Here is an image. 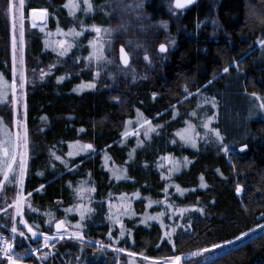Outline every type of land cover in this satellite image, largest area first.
I'll return each mask as SVG.
<instances>
[{
	"label": "trees",
	"instance_id": "trees-1",
	"mask_svg": "<svg viewBox=\"0 0 264 264\" xmlns=\"http://www.w3.org/2000/svg\"><path fill=\"white\" fill-rule=\"evenodd\" d=\"M91 2L93 12L87 15L79 12L73 18L63 7L67 0H25L26 17L32 8H47L49 13V25L45 30L25 28L26 104L31 143L24 188L25 193H32L29 200L37 210L31 212L25 207V219L31 224H40L41 230L50 229L49 234H54L55 221L66 219L69 226L79 222L78 212L65 213L64 209L80 203L94 209L90 219L84 222L85 243L68 237L53 242L55 248L51 251L55 255L49 256L45 264H127L132 259L127 256L128 251L152 258L174 254L171 245L161 243L165 229L153 221L141 224L146 215L151 216L146 212V204L152 199L161 202L159 198L163 196L178 212L182 208L205 209L204 213L185 212L184 219L179 222L185 227L186 221L191 224L187 229L177 228L173 237L175 254L183 257L214 243L234 240L242 231L256 229L257 223L264 224V218L257 219L264 212V120L252 121L247 128L226 134L225 142L233 144L229 155L221 152L219 145L193 150L170 142L180 129L181 120L189 118L187 114L196 109L199 95L202 99L209 98L206 89L210 85L224 89L231 85L238 94L257 92L264 95V60L259 45L255 43L264 32V24L258 18L264 15V0H197L186 13L185 8L175 9L174 0H145L143 12L148 19L143 26L147 31L141 32L140 25L132 21L127 33L114 32L112 39L117 52L119 44L129 39L133 44H143L153 65L147 66L143 61L141 49L140 58L132 62L135 78L119 75L114 81L103 76L94 79L95 69L83 59L91 50L87 44L92 33L77 38V47L68 56H58L59 47L53 49L47 43L57 27L66 33L73 27L79 30L80 22H83L86 28L95 24L116 29L122 20H131L129 15L113 11L117 0ZM101 5L105 7H98ZM4 6L5 0H0V72L9 79L12 31L9 19L3 14ZM250 8L255 9L257 16L247 15ZM161 21L167 22V30L148 27ZM63 37L59 35L55 39ZM160 43L168 45L167 54L157 52ZM246 54L249 56L245 57ZM113 59L116 61L115 72L119 74V69L128 70L118 66V55ZM237 63L242 71L240 74L232 66ZM50 66L54 67L50 69ZM226 66H232L229 77H217ZM41 70L47 74L42 75ZM214 77L217 78L215 81ZM89 83H94L95 87L88 88ZM81 84L85 87L74 91ZM185 86L194 94L199 90V94L177 104L180 116L173 120L170 105L183 100ZM9 106V102L0 104V118L6 123L11 116ZM137 109L156 125H165L159 129L164 137L162 143L157 144L153 135L152 141L147 143V153L134 152L130 158L129 153L136 148L135 144L132 139L122 144L121 134L125 131V122L137 117ZM81 128L85 131L80 132ZM77 140L81 144H92L95 151L68 157V143ZM245 143L248 147L241 153L239 148ZM52 152L62 156L65 163L56 160ZM105 154L110 157L109 164L125 170L127 179L116 180L106 170ZM165 156L178 160L186 157L189 165L180 173L172 174L170 179H161L157 169L164 170L165 167L158 165L164 163L161 157ZM201 175L205 178L206 188L200 187ZM237 182L244 188L241 195L235 192ZM177 185L184 190L183 195L177 191ZM93 187L96 191L89 192ZM77 189L84 195L83 201ZM136 191L142 196L134 203L136 217L124 219L127 228L125 236L121 237L117 229L113 230V221L108 219L109 202L112 203L117 196H134L131 194ZM14 194V188L9 187L0 197V206L4 205L5 198L11 202ZM89 196L91 203H88ZM160 204L154 203L152 210L163 211L164 203ZM50 218L53 219L52 225L48 224ZM0 225H6L0 228V234L9 237L11 221L7 215L0 213ZM19 227L23 229V225ZM74 230L69 227V231ZM110 231L113 240L118 241L113 246L123 247L125 252L98 248L96 241L112 243L108 238ZM27 246L22 238L17 237L15 251L25 257L22 263L39 264L34 256H24ZM36 246L32 242V247ZM76 257L80 260L76 261ZM135 259L136 264H147L139 255ZM203 264H264V232Z\"/></svg>",
	"mask_w": 264,
	"mask_h": 264
},
{
	"label": "snow or ice",
	"instance_id": "snow-or-ice-1",
	"mask_svg": "<svg viewBox=\"0 0 264 264\" xmlns=\"http://www.w3.org/2000/svg\"><path fill=\"white\" fill-rule=\"evenodd\" d=\"M145 0H131V2H127V0H117L113 11H121L126 15L131 17L129 21H123L116 28H102L93 24L90 28H86L83 26V22H80V29L77 28H69L68 32H63V30L57 27V34L63 36L72 37V41L68 40H60L57 41V45L59 47L58 56H68V54L72 51L73 48L77 47V38L84 37L85 32L95 33V37L93 39L88 40L87 46L91 48L89 54L83 59L91 64L95 62L98 66L103 65H112L115 64V59H108V56L105 55V46L107 45V50L110 55L116 57L118 55L119 65H122V69L130 70V74L135 78L136 72L135 68L132 67V62L134 60H138L140 58V50L143 49V61L146 62L147 66H152L153 61L148 55L147 48L144 47L143 44L137 42L133 44L131 39L124 41L119 44L118 52L117 49L114 48V41L112 39L114 32H123L127 33L131 27L132 21L137 22L140 25L139 30L141 32H146L147 29L143 26L144 21L148 19V17L144 14ZM193 3V0H174L175 9H184L189 4ZM83 4L86 7H81ZM64 8H67L69 14L75 18L77 11H82L87 15L88 13L93 12V3L91 0H67V3L63 5ZM103 8L105 6H98ZM5 18L9 19L11 24L12 31V49H13V66H12V79L11 83H6L3 77V74H0V103L9 102L14 105L13 113L10 116L9 121L6 123L3 118H0V197L3 196L5 191L12 187L15 190V194L11 202H9L6 198L4 201V205L0 206V213L7 215L9 220L11 221L10 232L11 235L9 237H4L0 235V264H22L23 256L20 253L15 251V242L17 237L22 238V242L27 243V247L24 250V256H34L39 264H45L48 260L49 256H54L55 253L51 251V249L55 248L54 243H50L51 241H59L63 240L65 236L69 239H75L79 241L81 244L85 243V235L83 232V228L86 226L85 221L90 219V214L94 212V209L90 207H86L83 203L74 205L70 208L64 209L65 213L70 212H78L79 213V222L75 225H68L67 220H58L55 221V233L49 234L50 229L41 230L40 224H31L28 220L25 219V207L28 208L29 211L35 212L37 211L29 200L32 196L31 192L25 193V177L28 172V160H29V151H30V130L28 127V110L27 104L22 99L25 85H26V75H25V59H24V38H25V18H26V5L25 0H5L4 13ZM48 9L37 10L35 8L31 9V20H32V28L37 27V19L43 20L48 16ZM106 15H111V13H106ZM248 16H257V13L254 8H250ZM260 23L264 24V15L258 16ZM151 28H163L167 30L168 24L167 22L161 21L158 25H149ZM17 30L19 35V44L17 43ZM43 31V28H41ZM174 43V41H173ZM256 44L260 46L261 49H264V32H262L261 36H259L256 41ZM19 47V63L17 64V48ZM168 45L166 43H160L158 52L159 53H167ZM166 58V57H165ZM79 57L76 58V62L79 63ZM51 67L54 66H50ZM229 67L226 66L223 68L224 73L229 72ZM236 70L239 71V64H236ZM35 72V69H32ZM42 75H46L47 73L41 70ZM127 76L129 72H124ZM96 77L100 76V72L97 71L95 73ZM146 78V77H145ZM63 79V78H61ZM215 79V77H214ZM212 81H209L211 84ZM85 85L81 84L78 86L76 90H82ZM88 88H94V83H89L87 85ZM18 92L20 95H18ZM184 92L186 95L183 97V100H178L176 104L170 105V109L172 112V119L175 120L178 116H180V112L177 109V104H182L184 101H187L190 96H194L199 94V90L197 93H192L189 91L187 86L184 88ZM10 93V96L8 95ZM250 97L251 100V108L249 110V118L253 115L264 114V96L259 95L257 92H251ZM156 94L153 93V99H155ZM119 99L118 97L116 98ZM204 103H210L212 108L217 107V102L215 98L205 97ZM21 105L23 110L21 111ZM197 107H201L198 105ZM168 111V110H165ZM158 115L162 116V113H158ZM189 117H197L198 113L193 110L191 113L187 114ZM215 116H208L205 114V118L200 120L198 124H194L191 120L185 121L186 127L175 133L176 137H179V142L182 147H191L197 148V144L199 140H203L205 143L214 142L219 145V150L223 152L225 155H229L233 148L229 146L225 142V136L222 134L221 130L218 126H212L213 120ZM127 126H133V121L128 120L125 122ZM168 123H171L170 121ZM165 125L157 124L153 126L152 121L147 117H144L143 113L137 109V119L135 121V126L129 129V127L125 128V131L121 134L122 138L127 139L128 137H136L137 138V147H143V140L140 139L141 135L146 139H151V134L155 133L157 136L160 135L159 129H163ZM198 129H203V133ZM80 132H84L85 130L81 128ZM214 138V140H213ZM172 144H177L178 141L173 138L170 141ZM69 149H75L74 151H69L67 153L68 157L79 156L82 152H90L95 151L92 144H81L78 140L74 143L68 145ZM248 145L245 143L240 148L239 151L243 153L247 149ZM135 149L129 153V157L133 155ZM52 155L56 160L61 161V163H65L62 156L56 155L55 152H52ZM105 160H110V157L105 156ZM231 160V157H230ZM161 161H168L171 165L168 168V175L166 176L163 172L161 173V178L164 180H168L171 178V175L175 172H178L183 166H186L189 161L187 158H183V160H176L173 157L165 156L161 157ZM147 166V165H146ZM79 167V166H77ZM158 167L163 168L164 164L161 163ZM234 167V165H233ZM72 171L73 169H69ZM112 171V169H110ZM217 172L220 170L217 169ZM114 178L116 180L127 179L126 175L122 174V171L117 169L113 172ZM204 176H200V187L206 188L207 184H205ZM44 186L41 185V188ZM177 191L180 195L184 194V190L180 189L179 186H176ZM39 191V189H37ZM77 194L80 197V200L83 201L84 195L81 194V190L77 189ZM89 192H95L96 189L93 187L88 190ZM191 191H195L192 189ZM167 192V189H165ZM235 192L237 195H241L244 193L243 186L237 182L235 187ZM137 198H139V193H134ZM120 200H124L125 197L122 195ZM59 203V202H58ZM88 203H91V197H88ZM161 203V202H157ZM214 203V201H213ZM152 201H149L148 206L151 207ZM114 205L109 202V216L108 219L110 221L113 220L112 209ZM123 207V205H121ZM128 208L131 207L129 204ZM168 208H171L172 205L168 204ZM9 209L12 212H9ZM188 211H194L199 213H204L205 209L202 207H193L191 209L182 208L177 213L175 209L173 212L169 214L167 210L160 212L157 216H145L142 223H147L148 220H156L160 222V227L165 229L163 237L161 238V243L171 245V249L173 250L172 255H167L159 258H152L144 253H137L135 251H128L127 256L132 258L127 261V264H136V257L139 255L143 261H146L147 264H182L183 258L179 254H175L176 244L173 240L174 235L176 234L177 228H185V224L176 223L177 220L184 219L183 214ZM51 217V213L48 214ZM162 217H167L169 220H172L171 225H167L161 219ZM19 218V219H17ZM264 218V212L261 213V216L257 219ZM115 223H120L119 218H116ZM53 219H49L48 224L52 225ZM187 227H191V224L185 222ZM23 225V229L19 226ZM6 225H0V228L5 227ZM69 227L74 228V231H69ZM257 228L264 230V224L257 223ZM26 230V231H25ZM256 229H250L249 231H242L240 235L236 236L234 240L225 241L224 245L219 243H214L211 247H204L196 252H193L191 255L198 257L203 255L204 253L212 252L217 248H221L225 245H233L237 241H241L242 239L249 236L250 232H255ZM120 236H125V232L123 230V225H121ZM108 238L112 243H104L103 241H96L95 243L98 245V248L101 251L111 250L117 253H123L126 251L123 247H114L115 243L118 241L113 240V233L110 231L108 233ZM42 239V243H41ZM32 242L36 243V247H32ZM88 243H92L88 241ZM159 248L160 245L158 244ZM44 249H49V251L45 252ZM83 251V249H81ZM80 257H76V261H79Z\"/></svg>",
	"mask_w": 264,
	"mask_h": 264
},
{
	"label": "rangeland",
	"instance_id": "rangeland-1",
	"mask_svg": "<svg viewBox=\"0 0 264 264\" xmlns=\"http://www.w3.org/2000/svg\"><path fill=\"white\" fill-rule=\"evenodd\" d=\"M17 3H18V0H17ZM81 7H86L84 6L83 4H81ZM79 12H82V11H77L76 14H78ZM84 13V12H82ZM85 14V13H84ZM32 24V20H31V12L29 13V16L25 18V28L27 26H30V28H32L31 26ZM48 16H47V22L45 24H42V25H39L37 24V27L36 28H33V29H39L41 30V28H43V30H45L47 27H48ZM91 27V26H90ZM102 28H105L103 26H100ZM87 32H85L86 34ZM91 32H88V34H90ZM59 35L57 34V31L54 32V34H52L51 37H49L47 39V43L50 44L51 48H57L58 49V45H57V41H60V40H68L69 42L71 41L72 37L68 36H64L62 39L59 38V40L55 39V37L57 38ZM95 37V33H92V36H91V39H93ZM68 38V39H67ZM89 39H90V36H89ZM17 43L19 44V35H18V30H17ZM24 46H25V39H24ZM260 47V46H259ZM12 49V48H11ZM105 55L108 56V59H113V57L109 54L108 50H107V45L105 46ZM59 50V49H58ZM261 52H262V57H263V60H264V49H261ZM91 51V50H90ZM12 56H13V49H12V54H11V69H10V78L7 79L4 75V80L6 83H11V79H12V66H13V59H12ZM19 47L17 48V64L19 63ZM93 68L95 69L94 70V76H95V73L97 71L100 72V76L99 77H96L94 79L97 78H100L101 76H103L104 79H107V80H110V81H114L116 80V77L121 75L123 77H127L128 75H131L130 74V70H122L120 71L121 69H119V74L118 72H115V64H112V65H97L95 62H92L91 63ZM124 72H129V74L126 76L124 74ZM0 74H2L0 72ZM25 75H26V81H27V73H26V68H25ZM206 95L209 96V98H215L216 102H217V107L216 108H212L211 104L208 103H204V100L205 99H202L199 95L198 97V102L196 103V105H200L201 107H196L195 111L198 113V116L197 117H187L185 120L182 119L181 120V124L178 126L180 127L179 130H176L177 131H181L183 130L185 127H186V124H185V121H188V120H191L192 123L194 124H198L200 120L204 119L205 118V114L208 115V116H215V119L213 120V124L212 126H218L219 129L221 130L222 134L225 136L226 134H235L237 130H239L240 128H247L248 125L252 122V121H256V120H264V114H257V115H253L251 118H249V110L251 108V100L252 98L250 97V93H240L238 94L237 91H235V88H232L231 85H229V88H222L221 86H214V85H210V88L206 89ZM210 92V93H209ZM26 94H27V82H26V85H25V89H24V93H23V97L22 99L24 100V102L26 103ZM10 96V93L8 94ZM18 95H20V93L18 92ZM260 95V94H259ZM264 96V95H262ZM191 98V96L189 97ZM10 103V101H9ZM2 104V103H0ZM10 110H11V115L13 113V109H14V105H12L10 103ZM23 110V107L21 105V111ZM137 117L132 121H133V126H135V121H136ZM177 119V118H176ZM184 123V124H183ZM153 126H155L156 124L153 123ZM133 126H127L126 127H129V129L131 130V128ZM201 134L203 133V129H198ZM159 131V130H158ZM160 132V135H156L155 133H152L151 134V137L153 135L156 136V140H158L157 144L158 143H162V139L164 136L163 133ZM175 132V133H176ZM153 138V137H152ZM151 138V139H152ZM178 143L179 142V137H176L175 134H174V137ZM132 139L133 141V144H135L134 148L135 149V152H146L147 153V150H146V147H147V143L148 142H151L152 140L151 139H146L145 137H143V135H141L140 139L143 140V147H137V138L136 137H128L127 139H124L122 138L121 140V143L122 144H127L128 141ZM214 140V138H213ZM71 143H74V142H69V144ZM207 146H212V147H217L218 144L214 143V142H208V143H205L203 140H199L198 141V144H197V148H191L193 150H199V149H202V148H206ZM229 146H233V144L231 143ZM94 148V147H93ZM74 151L75 149H69V151ZM91 152V151H90ZM81 154H88V152H82ZM107 154L104 155V167L106 168V170H108L110 172V174L113 175V172L117 169L121 170L122 171V174L123 175H126L125 174V170L122 169V167H117L118 165L114 166L115 164H109L108 161L105 160V156ZM108 156V155H107ZM133 157V155L131 156V158ZM178 160V159H176ZM164 170L162 171H158L157 169V172L159 174V177L161 178V173L163 172L166 176L168 175V168L171 167V165L168 163V161H164ZM189 164H187L186 166H183L178 172H175L172 176L180 173L181 171L184 170V168L188 166ZM185 168V169H186ZM110 169H112V171H110ZM162 179V178H161ZM134 193H139V198H137V196H135L134 194H131V195H134V196H130V195H126L125 196V199L124 200H120L119 198L121 196H117L115 197V200L112 201V204L114 205L113 209H112V214H113V226L115 228H113V230H118L119 232L121 231V225H123V230H125L127 228L126 224H125V221L124 219L125 218H132V217H136V213H135V210H134V203L141 199L142 196L140 194V191H136ZM161 200V204L164 203V210H167V212L169 214H171L173 212V209H177L172 203V207L171 208H168L167 205L170 204L169 202L167 201H170L168 200L166 197H162V198H159ZM158 201H155L152 199V205L151 207H149L147 204H146V212L148 213H151V216H157L160 212H162V210H159V211H153V204L154 203H157ZM171 202V201H170ZM131 205L130 208H128L127 206L128 205ZM149 204V203H148ZM160 204V205H161ZM121 205H123V207H121ZM160 207V206H159ZM178 213V211H176ZM116 218H119V221L120 223H115L114 221L116 220ZM165 224L167 225H171L172 224V220H169L167 217H162L161 218ZM144 219L141 220V224H145V223H142ZM181 220V219H180ZM180 220H177L176 223H179ZM154 222L156 224H159L160 225V222L159 221H156V220H148L146 225L149 223V222ZM140 222V221H139ZM185 229H187V226L185 227ZM164 231V230H163ZM264 232V230H261L259 228H256L255 232H250L249 233V236L242 239L241 241H237L236 243H234L233 245H225L221 248H217L215 250H213L212 252H209V253H204L203 255L201 256H198V257H195V256H192L191 254L188 255V256H182L183 258V261H182V264H203V263H206V262H209V261H212L213 259L217 258L218 256L232 250V249H235L247 242H249L250 240L254 239L255 237H257L258 235L262 234ZM5 236V235H4ZM6 237V236H5ZM67 237V235L65 236ZM119 237V235H118ZM55 241H51L50 243H53ZM224 245V244H222ZM47 250V249H46ZM25 258V257H23ZM22 264H25V263H22Z\"/></svg>",
	"mask_w": 264,
	"mask_h": 264
},
{
	"label": "flooded vegetation",
	"instance_id": "flooded-vegetation-1",
	"mask_svg": "<svg viewBox=\"0 0 264 264\" xmlns=\"http://www.w3.org/2000/svg\"><path fill=\"white\" fill-rule=\"evenodd\" d=\"M193 4H194V3H193ZM193 4H192L190 7L185 8V13L188 12V10L193 6ZM247 56H249V54H246V55H245V57H247ZM232 66H234L233 68H235V71H236V72H238L239 74L242 73V71H241L240 68H239V71L236 70V65H235V64L232 65ZM232 66H230V67L228 66L229 69H230L228 73H224V72L222 71L219 75H217V77H221V76L229 77V74L232 73V72H231V67H232ZM244 73H245V72H244ZM216 79H217V78L213 79V81H215ZM246 88H247V87H246Z\"/></svg>",
	"mask_w": 264,
	"mask_h": 264
},
{
	"label": "water",
	"instance_id": "water-1",
	"mask_svg": "<svg viewBox=\"0 0 264 264\" xmlns=\"http://www.w3.org/2000/svg\"><path fill=\"white\" fill-rule=\"evenodd\" d=\"M197 0H193V3L196 2ZM193 3L189 4L187 7H190ZM186 7V8H187ZM39 11V10H38ZM47 22V17L45 19H43L42 21L37 19L36 23L39 24V25H42V24H45ZM158 48L159 46L157 47V52H158ZM169 49V48H168ZM159 53V52H158ZM160 55H165L167 53H159ZM55 228V227H54Z\"/></svg>",
	"mask_w": 264,
	"mask_h": 264
}]
</instances>
